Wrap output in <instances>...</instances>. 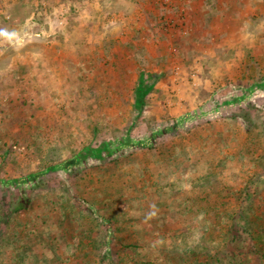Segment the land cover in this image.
Segmentation results:
<instances>
[{
    "label": "rangeland",
    "instance_id": "rangeland-1",
    "mask_svg": "<svg viewBox=\"0 0 264 264\" xmlns=\"http://www.w3.org/2000/svg\"><path fill=\"white\" fill-rule=\"evenodd\" d=\"M0 185V264L264 260V0H0Z\"/></svg>",
    "mask_w": 264,
    "mask_h": 264
},
{
    "label": "trees",
    "instance_id": "trees-1",
    "mask_svg": "<svg viewBox=\"0 0 264 264\" xmlns=\"http://www.w3.org/2000/svg\"><path fill=\"white\" fill-rule=\"evenodd\" d=\"M10 181H12V182H14V180H9V181H6L5 180V182H10ZM1 186V185H0ZM25 195L23 194V197L21 196V199H20V201L18 202V203H16V204H14L13 206V209H12V213H11V215L12 214H17V213H21L22 212V210H26V209H28L29 208V200H27L26 202H25ZM5 206H7L6 204H5ZM28 225V227H33L32 225H30V223L29 224H27ZM249 226V224H247L245 227H248ZM238 229H241L242 228V226H236ZM235 238H232L231 239V241H228L227 242V247H228V250H229V253H228V257H229V259H231V260H234V258H236V254H234V252H233V246H232V241L234 240ZM19 255L21 256V254L19 253ZM238 259V261H237V264H246L247 262H248V258H246V257H240V258H237ZM264 260L262 259V257H258L257 258V262H258V264H262V262H263Z\"/></svg>",
    "mask_w": 264,
    "mask_h": 264
},
{
    "label": "crops",
    "instance_id": "crops-1",
    "mask_svg": "<svg viewBox=\"0 0 264 264\" xmlns=\"http://www.w3.org/2000/svg\"><path fill=\"white\" fill-rule=\"evenodd\" d=\"M238 1L241 2V0H238ZM226 5H227V4H226ZM240 15H241V14L239 13V14H238V17H241Z\"/></svg>",
    "mask_w": 264,
    "mask_h": 264
}]
</instances>
